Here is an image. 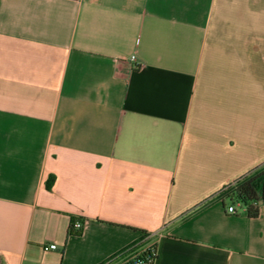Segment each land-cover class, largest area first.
Listing matches in <instances>:
<instances>
[{
  "label": "crops",
  "instance_id": "crops-1",
  "mask_svg": "<svg viewBox=\"0 0 264 264\" xmlns=\"http://www.w3.org/2000/svg\"><path fill=\"white\" fill-rule=\"evenodd\" d=\"M261 166L264 0H0V264H264Z\"/></svg>",
  "mask_w": 264,
  "mask_h": 264
},
{
  "label": "trees",
  "instance_id": "trees-1",
  "mask_svg": "<svg viewBox=\"0 0 264 264\" xmlns=\"http://www.w3.org/2000/svg\"><path fill=\"white\" fill-rule=\"evenodd\" d=\"M217 197L234 213H237L236 207L239 205L247 216L258 217L264 201V166L225 186Z\"/></svg>",
  "mask_w": 264,
  "mask_h": 264
},
{
  "label": "built area",
  "instance_id": "built-area-1",
  "mask_svg": "<svg viewBox=\"0 0 264 264\" xmlns=\"http://www.w3.org/2000/svg\"><path fill=\"white\" fill-rule=\"evenodd\" d=\"M130 61H135L136 56L132 55ZM232 211V210H231ZM83 227L81 220H76L73 224L74 229L80 230ZM160 232H148L138 242L126 248L120 255L110 259L111 262L118 258L116 264H155L158 255V240ZM45 249H56L57 244L51 243L44 245Z\"/></svg>",
  "mask_w": 264,
  "mask_h": 264
},
{
  "label": "rangeland",
  "instance_id": "rangeland-1",
  "mask_svg": "<svg viewBox=\"0 0 264 264\" xmlns=\"http://www.w3.org/2000/svg\"><path fill=\"white\" fill-rule=\"evenodd\" d=\"M238 208H242V207L238 205Z\"/></svg>",
  "mask_w": 264,
  "mask_h": 264
}]
</instances>
